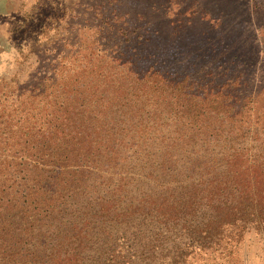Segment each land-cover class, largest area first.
Listing matches in <instances>:
<instances>
[{
  "label": "trees",
  "instance_id": "1",
  "mask_svg": "<svg viewBox=\"0 0 264 264\" xmlns=\"http://www.w3.org/2000/svg\"><path fill=\"white\" fill-rule=\"evenodd\" d=\"M254 42L248 63L182 73L137 72L118 48L107 80L97 68L48 94L38 83L16 95L19 109L1 105L0 119L20 122H0V264H249L245 238L264 241V154L228 146L180 162L171 146L132 165L118 155L157 138L148 105L166 108L164 134L189 141L263 133L264 26ZM112 109L135 127L111 126Z\"/></svg>",
  "mask_w": 264,
  "mask_h": 264
},
{
  "label": "rangeland",
  "instance_id": "2",
  "mask_svg": "<svg viewBox=\"0 0 264 264\" xmlns=\"http://www.w3.org/2000/svg\"><path fill=\"white\" fill-rule=\"evenodd\" d=\"M254 4L252 0H0V106H10V112L19 109L16 102L11 106L16 95L40 82L48 94L55 84L61 88L73 79L94 80L97 68H104L98 77L107 80L105 67L112 65L118 48L134 62L126 65L137 72L153 65L182 73L190 64L217 66L234 57L248 63L264 26V8L253 9ZM86 68L93 71L89 76L83 73ZM142 109L152 111L150 125L160 133L138 143L130 154L118 155L119 159L127 156L129 165L161 157L171 146L175 149L169 151L180 162L204 154L211 158L228 146L264 154L261 127L256 132L245 128L242 134L226 127L217 141L205 140L201 133L189 141L173 132L164 134L168 129L164 113L160 114L164 105ZM111 111L107 117L111 126L135 127L129 116L128 122L117 121L126 108ZM7 121L0 119L9 129L20 122ZM254 134L257 139L251 141ZM210 150L215 153H206ZM244 243L249 246L243 251L249 264H264V241L251 236Z\"/></svg>",
  "mask_w": 264,
  "mask_h": 264
}]
</instances>
